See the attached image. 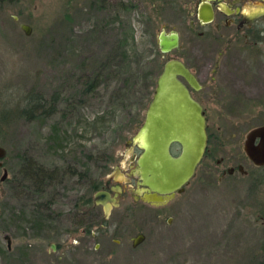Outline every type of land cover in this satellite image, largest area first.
I'll return each mask as SVG.
<instances>
[{"label": "rangeland", "instance_id": "rangeland-1", "mask_svg": "<svg viewBox=\"0 0 264 264\" xmlns=\"http://www.w3.org/2000/svg\"><path fill=\"white\" fill-rule=\"evenodd\" d=\"M188 6L0 0V264L264 262V166H253L241 147L264 125V82L248 85L242 69L217 75L222 87L215 83L216 99L204 103L213 138L182 194L158 207L122 195L104 223L100 210H83L92 184L112 177L122 192L132 184L138 155L130 141L163 63L199 56ZM160 31L176 32L179 48L160 54ZM257 76L264 78V66ZM92 78L95 89L83 92ZM29 97L38 101L31 119L22 113ZM225 109L231 113L215 115ZM26 165L50 179L32 185ZM138 234L143 240L132 247Z\"/></svg>", "mask_w": 264, "mask_h": 264}, {"label": "water", "instance_id": "water-1", "mask_svg": "<svg viewBox=\"0 0 264 264\" xmlns=\"http://www.w3.org/2000/svg\"><path fill=\"white\" fill-rule=\"evenodd\" d=\"M199 13V19L204 22L208 20V13ZM20 30L25 36L30 33L29 27L25 25H20ZM178 48V35L175 32L158 33L157 49L160 54H167ZM181 79L188 87L197 89L194 77L181 62L175 59L165 61L155 80L143 121L130 141L140 153L129 170V175L145 188L136 190L141 199L156 206L165 204L173 193L182 191L193 177L206 151L207 135L202 109L191 98ZM140 137H145L143 145L139 143ZM172 144L178 147V150L173 151L176 156L169 151ZM242 151L253 166H264V125L247 132L242 142ZM4 157L5 151L0 147V160ZM230 172L231 170L228 171ZM93 198L94 202L102 200L99 203L104 207L106 216V204L114 203V199L106 192H96ZM142 240V235H136L131 240L132 247ZM50 249L54 247L51 245Z\"/></svg>", "mask_w": 264, "mask_h": 264}, {"label": "flooded vegetation", "instance_id": "flooded-vegetation-1", "mask_svg": "<svg viewBox=\"0 0 264 264\" xmlns=\"http://www.w3.org/2000/svg\"><path fill=\"white\" fill-rule=\"evenodd\" d=\"M165 1L172 2V0ZM186 2L189 4L188 7L190 9L188 12L189 20L187 21V27L189 33L194 34V39H196L200 48L197 49L199 56L196 57L195 63L182 64L192 74L198 86L197 89H192L182 79L181 82L187 88L191 98L202 109L207 135L206 151L203 156L205 157L209 141L213 136L208 132L207 120L209 114L206 111L204 103H210L213 101V98L216 99L215 83L217 87H222L221 84H218L217 80V75L220 74L219 71L226 70L231 66V68H238L245 71V79L246 77L250 78H247L249 81L248 85L253 86V82L260 86L262 80L264 82V78L259 79L257 76L259 71L263 70L264 66V0H186ZM199 12L208 13V20L204 22L202 19H199ZM193 71H198L197 73L200 74L202 79ZM208 72L210 75L206 79ZM210 87L211 90L209 92L208 89ZM219 103L221 102L219 101L217 104ZM222 112L225 113L222 114ZM222 112L215 115L218 118L224 117L229 115L228 113L230 111L225 109ZM131 145L137 151L138 155L140 152L136 149V145L132 143ZM175 146V144H172L169 148L173 156H176L173 151L178 150V147ZM134 163L132 162L133 165ZM2 173L5 174V177L1 182H4L6 180V171L2 170ZM129 177L130 183L132 184L124 192L115 186L117 181H114L112 177H106L104 180L92 184L91 190L93 193L91 197L84 196L82 198L84 213L94 214L95 212L96 215L100 210L102 212V222L104 223L106 220L104 207L99 203L102 200L99 199L97 202H94L93 195L96 192H106L110 198L114 199V203L108 202L106 204L108 206L107 215L111 209L119 206L121 196L125 194L129 195L133 205L141 204L158 207L159 205L156 206L144 202L141 199V195L137 194L136 191H131V189L133 190L135 188H145L139 184L137 179L131 175ZM184 188L185 186L180 193H173L172 198L166 203L172 201L175 196L182 194ZM96 210L98 211L96 212Z\"/></svg>", "mask_w": 264, "mask_h": 264}, {"label": "trees", "instance_id": "trees-1", "mask_svg": "<svg viewBox=\"0 0 264 264\" xmlns=\"http://www.w3.org/2000/svg\"><path fill=\"white\" fill-rule=\"evenodd\" d=\"M124 9H127L126 7H124ZM92 78L90 81L86 82V88L85 90H83V92H87L90 93L91 91H93L96 87V80ZM28 108L24 110H22V113L25 114L27 119H31L32 117V111L33 108H36V106H38V101L35 99H32V97H29L27 99V105ZM31 106V107H29ZM35 113V112H34ZM45 114V113H42ZM49 114V113H47ZM28 167V165H26V168ZM24 175L26 176L27 180L32 183V185H36L37 183H41V182H46L48 181V179H50V176H46V173H43V171H40V169H38L37 167L33 166L31 169H25L24 171ZM264 264V262L262 263Z\"/></svg>", "mask_w": 264, "mask_h": 264}, {"label": "bare ground", "instance_id": "bare-ground-1", "mask_svg": "<svg viewBox=\"0 0 264 264\" xmlns=\"http://www.w3.org/2000/svg\"><path fill=\"white\" fill-rule=\"evenodd\" d=\"M144 139H145V137H140V138H139V143H140V145H141V144L143 145V143H145V142H144Z\"/></svg>", "mask_w": 264, "mask_h": 264}]
</instances>
